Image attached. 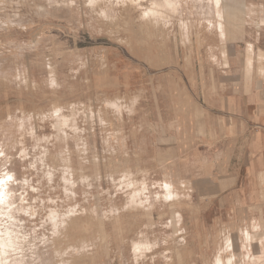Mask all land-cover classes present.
Returning a JSON list of instances; mask_svg holds the SVG:
<instances>
[{"label": "rangeland", "instance_id": "1", "mask_svg": "<svg viewBox=\"0 0 264 264\" xmlns=\"http://www.w3.org/2000/svg\"><path fill=\"white\" fill-rule=\"evenodd\" d=\"M221 1L0 0V264H264V204L206 200L156 155L264 40V0Z\"/></svg>", "mask_w": 264, "mask_h": 264}, {"label": "crops", "instance_id": "2", "mask_svg": "<svg viewBox=\"0 0 264 264\" xmlns=\"http://www.w3.org/2000/svg\"><path fill=\"white\" fill-rule=\"evenodd\" d=\"M246 43V53H233L228 67L208 71L155 137L164 167L173 176L184 168L182 186L198 182L210 201L236 191L239 203L264 204V40Z\"/></svg>", "mask_w": 264, "mask_h": 264}, {"label": "bare ground", "instance_id": "3", "mask_svg": "<svg viewBox=\"0 0 264 264\" xmlns=\"http://www.w3.org/2000/svg\"><path fill=\"white\" fill-rule=\"evenodd\" d=\"M214 1H215V0H214ZM147 2H148V1H147ZM216 2H218V4H219V2L221 3L222 1H221V0H216ZM223 2H225V1H223ZM163 3H164V2H163ZM166 3H167V2H166ZM168 3H169V2H168ZM233 3H234V2H233ZM233 3H231V4H233ZM227 4L229 5V3H227ZM231 4H230V5H231ZM165 5H166V4H165ZM228 5H227V6H228ZM243 5H244V4H243ZM167 6H168V5H167ZM229 7H230V6H229ZM233 7H235V6H233ZM241 7H243V6H241ZM244 7H245V5H244ZM162 8H165V7H162ZM162 8H161V9H162ZM161 9H160V10H161ZM171 9H172V8H171ZM171 9H169V10H171ZM219 9H221V8H219ZM158 10H159V9H158ZM228 10H230V9H228ZM236 10H237V9H236ZM164 11H165V10H164ZM167 11H168V10H167ZM220 11H221V10H220ZM244 11H245V10H244ZM231 12H233V10H231ZM231 12L228 11V12H226V14L230 16V15H231ZM155 13H156V12H155ZM164 13H165V12H164ZM232 14H233V13H232ZM246 14H247V13H246ZM162 15H163V14H162ZM217 15H219V14H217ZM227 15H226V16H227ZM156 16H157V15H156ZM159 16H161V15H159ZM219 17H220V16H219ZM170 18H171V17H170ZM221 18H222V17H221ZM239 18H241V16H240ZM228 19H229V18H228ZM231 20H232V19H231ZM235 20H236V19H235ZM241 20H242V19H241ZM205 21H206V20H205ZM232 21H233V20H232ZM238 21H239V20H238ZM219 22H221V21H219ZM233 22H234V21H233ZM235 22H236V21H235ZM239 22H241V21H239ZM231 23H232V22H231ZM234 24H235V23H234ZM237 25H238V24H237ZM239 25H240V24H239ZM233 27H234V26H233ZM237 27H239V26H237ZM223 36H224V35H223ZM132 183H133V182H132ZM135 185H136V184H135ZM135 187H136V186H135ZM164 187H165V186H164ZM165 189H166V188H165ZM166 190H167V189H166ZM140 192H141V190H140ZM137 193H138V192H137ZM167 194H168V193H167ZM167 194H166V195H167ZM176 194H177V193H176ZM138 196H139V195H138ZM135 199H136V197H135ZM140 203H141V202H140ZM179 218H180V217H179ZM174 220H175V225H177V224H176L177 220H176L175 218H174ZM174 220H173V221H174ZM253 230H254V229H253ZM177 233H178V232H177ZM248 236H249V235H248ZM228 241H229V240H228Z\"/></svg>", "mask_w": 264, "mask_h": 264}, {"label": "snow or ice", "instance_id": "4", "mask_svg": "<svg viewBox=\"0 0 264 264\" xmlns=\"http://www.w3.org/2000/svg\"><path fill=\"white\" fill-rule=\"evenodd\" d=\"M0 183H3V181H0Z\"/></svg>", "mask_w": 264, "mask_h": 264}]
</instances>
